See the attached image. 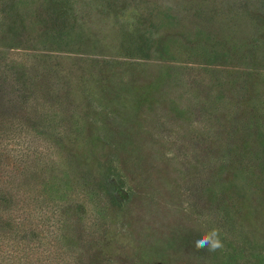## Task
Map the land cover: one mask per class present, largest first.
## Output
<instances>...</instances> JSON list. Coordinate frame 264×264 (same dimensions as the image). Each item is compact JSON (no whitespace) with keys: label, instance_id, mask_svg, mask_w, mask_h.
<instances>
[{"label":"trees","instance_id":"16d2710c","mask_svg":"<svg viewBox=\"0 0 264 264\" xmlns=\"http://www.w3.org/2000/svg\"><path fill=\"white\" fill-rule=\"evenodd\" d=\"M37 1L44 5L27 21L44 42L29 36L15 0H0V264H264V0H220L197 12L157 7L156 24L119 25L120 54L161 72L138 88L119 82L107 99L80 64L105 46L76 23L74 5ZM112 7L113 15L124 8ZM170 43L224 74L219 93L205 100L216 115L204 122V205L195 214L208 225L139 240L117 226L125 212L121 157L131 151L125 131L167 82ZM33 67L44 71V104L27 72ZM212 228L223 247L197 250L195 240ZM176 246L190 253L176 256Z\"/></svg>","mask_w":264,"mask_h":264},{"label":"rangeland","instance_id":"374dc122","mask_svg":"<svg viewBox=\"0 0 264 264\" xmlns=\"http://www.w3.org/2000/svg\"><path fill=\"white\" fill-rule=\"evenodd\" d=\"M229 1L238 5L244 2L258 5L260 0ZM64 2L65 5H74L72 16L76 23H83L89 28L90 34L97 37L105 46L106 52L87 56L85 62L80 63L84 67L86 77L90 81L97 80L100 86L98 91L104 99L116 91L119 82H126L131 89L138 88L143 84L142 79L155 81L161 72L155 66L156 62L144 63L120 54L117 29L119 25L123 23L132 25L137 19L144 18L156 24L157 7L177 5L197 12L205 11L206 7L203 5H220V0H64ZM15 3L21 16L24 14L26 17V21L31 20V14L37 12L36 5H44L37 0H15ZM112 5H123L124 8L118 9L113 15L107 8ZM116 7L119 6L110 9L117 10ZM36 27H38L36 23L27 21L29 36L44 42L39 39L44 38L43 33L35 35ZM172 32L165 31L163 34L165 37H171ZM35 45L40 44L37 42ZM169 46L168 55L165 56L173 70L167 72L169 74L168 78H165L167 82L158 86L154 98H149L141 104L137 114L133 115L132 125H127L125 131L127 147L124 151H131L129 154L123 153L122 155H125L121 157L125 175L123 185L125 196L122 195L121 199L125 201V212L117 226L132 232L139 240L144 235L159 238L163 233L179 229L180 226L206 231L208 225L201 215L195 214L196 209L204 205V199L199 192L203 180L201 168L207 152L204 122L210 113L216 115L212 107L211 110L206 106L205 100L219 93L221 88L216 86L218 85L216 78L219 77V80L223 81L224 74L207 72L208 67L204 66L198 54H193L191 50L179 49L173 43ZM3 48L10 49V46ZM15 50L17 49L9 51H13L14 55L21 53ZM28 60L34 61L32 58ZM40 60L44 62V58ZM27 72L34 82L33 87L43 95L37 98L44 104V71L40 75L33 67ZM115 101L118 102V99L115 98ZM100 113V111L96 113L97 118H100ZM113 114L106 113V116L112 118ZM224 151L225 149H222L221 154ZM175 249L176 256L190 253L186 247L176 246Z\"/></svg>","mask_w":264,"mask_h":264},{"label":"clouds","instance_id":"9594fccd","mask_svg":"<svg viewBox=\"0 0 264 264\" xmlns=\"http://www.w3.org/2000/svg\"><path fill=\"white\" fill-rule=\"evenodd\" d=\"M194 247L199 249H207L209 253L216 252L223 247L220 229L212 228L211 230L203 233L194 242Z\"/></svg>","mask_w":264,"mask_h":264}]
</instances>
